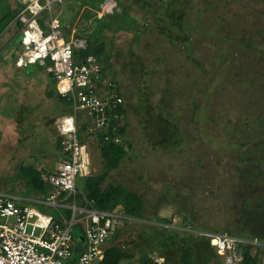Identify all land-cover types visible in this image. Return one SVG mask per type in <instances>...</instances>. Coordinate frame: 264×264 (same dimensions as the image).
<instances>
[{
    "label": "trees",
    "instance_id": "obj_1",
    "mask_svg": "<svg viewBox=\"0 0 264 264\" xmlns=\"http://www.w3.org/2000/svg\"><path fill=\"white\" fill-rule=\"evenodd\" d=\"M105 1L107 0H89L85 2L91 8V15L94 17L92 29L95 32L91 37L86 38L85 47L75 52V54L79 60L84 59L86 56L95 57L100 66L97 88L106 87V89L122 98L118 82H108V84H111L109 88L107 83H103V75L108 62L106 59L101 62L105 47L103 42L105 37L102 32L131 31L133 38L138 39L142 35L144 27L148 26V21L140 27L137 21L134 20L129 27L111 28L106 21L102 22L101 17H96V13L100 11L101 5ZM193 1L132 0L131 2L143 10V19L152 15V21L155 23L154 31L163 39V43L171 47L184 49L187 57L193 61V58H191L194 52L193 44L196 43L194 33L203 31L192 25L190 13L194 9ZM66 3L80 5L78 4L80 2L76 0H64L63 7ZM226 3L228 2H224L225 5ZM117 4L119 11H111L112 15H107V18H111L113 15L119 18L123 15L129 16L130 6H126L120 1ZM220 4L224 5L222 0H208L203 11L206 13L212 10L213 14L209 17L214 18V22L219 27L217 30L225 33L222 42L232 44L235 47L230 48V53L225 54L224 47L226 44H222L220 48L211 44L212 54H205V67L208 63V72L213 73L211 75L213 78H209L207 87L214 77H221L219 89L213 91L215 99L209 104V110L205 114V141L210 144L214 142L215 145H220V147L221 145L224 146L221 149L205 146V172L200 173L205 174V179L203 178L201 185L195 180V183L202 189L201 193L205 194V225L198 224L193 211L183 208V202L176 200L182 210H177V213L173 215L181 218L182 229L186 226L191 227L188 231L179 232L171 227L172 215L170 217L158 216L157 209L150 214L146 213L145 200L141 194L126 188L122 184H113L109 181L112 171L120 167L130 149V145L124 141L127 110L124 107L123 99L122 104L115 110V116L112 115L109 119V125L115 126V130L108 128L100 132L92 131L94 129L91 123L83 117L82 113H77L76 128L79 140L85 143L84 140L88 136H93L97 141V149L101 159V172L81 178L80 186H77L79 192L75 197L77 204L91 210L108 213H114L117 209L122 208L124 223H127L129 219L137 221H148L147 219H149L160 224V226H157L155 224L135 223L139 228L135 240L126 241L122 246L112 244L106 247L98 264H132L134 253L138 254L143 249L147 250L148 254L157 252L159 256L164 258V264H222L220 257L202 233L223 234L241 239L243 242L239 243L241 254L239 264H262L261 259L264 257V30H256L258 36L248 38L243 35H236L237 32L234 33L223 25L228 14L225 11L219 12L221 9L219 8ZM157 10H161L158 16H156ZM242 10H245V7H242ZM76 16L77 13H75L72 20ZM62 17L63 15H61L60 21L63 28ZM44 18H46V14L41 15V19ZM13 23L16 27V33L13 35H16L14 41L18 47L21 40L20 26L16 22ZM241 24L242 21H240ZM228 25L230 24L228 23ZM208 30V26H205V33ZM210 36L215 38V40L211 39L212 43L213 40L216 43L217 39H221L218 38L220 35L217 36V34L211 33ZM211 60H218L223 65L229 63L231 69L225 71H221L220 68L213 69ZM237 61H239L238 64ZM196 63L200 65L198 62ZM51 81L53 83L52 79ZM104 84H106L105 87H103ZM220 95L229 97L230 101L225 102V99H221L222 96ZM46 97L49 100L56 98L57 104L54 105L56 113H53L52 118L50 117L47 120L49 132L53 131L55 134V148L60 150V137L53 125L57 117L71 111V101L67 96L61 97L56 93L54 83L52 90L46 93ZM210 98H213L212 94ZM208 101L207 99L205 102L209 103ZM220 103H229V106L236 110L233 119L217 114L216 105L219 106ZM49 105L48 103L47 108L50 110ZM134 112L142 120L144 135L148 137L149 146L152 149L173 152L178 146L180 147L182 142L178 127L168 119V116L155 111L148 98L143 101L142 105L139 104ZM119 124L122 126L118 127ZM221 137H224V140H221ZM115 138L117 140H114ZM231 145L238 146V148L242 147L243 150L241 152L236 150L230 155L224 154L222 150ZM199 165L201 166L200 161ZM18 172L36 193L44 196L50 193L49 186L43 180V176L51 172L50 170L43 167L20 166ZM191 184L187 185L190 186ZM180 188L176 189L177 194H179ZM214 197L222 199L223 202H220L219 206L206 204L207 199ZM180 198H183V196L181 197L179 194L177 199ZM183 199L186 200V198ZM67 201H70V199ZM40 208L44 210L41 206ZM226 210L234 214L231 227L224 230L209 227L207 220L214 219ZM237 212L238 214H236ZM196 230L200 231L194 233ZM120 234L121 230L116 229L111 239L115 241ZM77 241L80 242L79 239ZM129 244L131 246L127 248ZM138 261L139 264H155L152 263L148 255L138 259Z\"/></svg>",
    "mask_w": 264,
    "mask_h": 264
},
{
    "label": "rangeland",
    "instance_id": "obj_2",
    "mask_svg": "<svg viewBox=\"0 0 264 264\" xmlns=\"http://www.w3.org/2000/svg\"><path fill=\"white\" fill-rule=\"evenodd\" d=\"M76 1H79L80 3L78 4L80 5L66 3L65 7H63V32L67 38H74L75 36V38L86 40L87 37H91L95 32L92 29L94 17L91 15V8L85 3L89 0ZM119 1L126 6H130L129 16L123 15L119 18L113 15L111 18H107V15H112L111 11H119L117 4ZM131 1H105L101 5L100 13H96V17H101L102 22L106 21L111 28L129 27L134 20L137 21L140 27L144 22L148 21V26L144 27L143 33L138 39L133 38L131 31L102 32L105 37L103 40L105 47L101 62L104 59L108 62L103 75V83L116 81L119 84L124 107L127 110L124 141L130 145L127 157L117 170L112 171L109 181L113 184H122L128 189L137 191L145 200L146 213L150 214L157 209L158 216L170 217L172 215L171 227L179 232H185L191 227L186 226L182 229L181 218L173 215L177 213V210H182L176 200L183 202V208L193 211L198 224L205 225V194L201 193L202 189L199 187L203 178L205 179V174H200L205 172V146H213L219 149L224 147L223 145L221 147L220 145H215L214 142L210 144L205 141V114L209 110V104L215 99L213 91L219 89L221 83V77L217 76L216 78L214 77L215 80L213 79L207 87V82L213 73L208 72V63L205 67V54H212L211 44L219 48L222 44H226L224 47L225 54L230 53V48L235 46L222 42L225 33L219 32L217 30L219 27L214 22V18L209 17L213 14L212 10L206 13L203 11L208 0H194V9L190 13L192 25L203 30L202 32L194 33L196 43L193 44L194 52L191 57L193 61L187 57L184 49L171 47L163 43V39L154 31L155 23L152 21V15L143 19V10L138 5L132 4ZM223 1L228 3L225 5ZM222 3L225 7L220 4L219 8L221 9L219 12L225 11L228 14L223 25L230 31L237 32L236 35H243L248 38L258 36L256 30H264V0H222ZM24 4L25 1L20 0H0L1 57L11 59L13 62H15L14 55L18 47L14 40L7 42L6 40L7 36L12 38L14 33H16L13 17L25 6ZM242 7H245V10H242ZM17 8L19 9L18 11ZM105 9L110 14H106ZM157 11L156 16L160 15L161 10ZM75 13H77V16L72 20ZM205 16L207 17L205 18ZM240 21H242L241 25ZM8 26L9 28H7ZM205 26H208L209 29L206 33ZM211 33L217 34V36L220 35L218 38L221 39H217L215 43V38L210 36ZM211 39H214L213 43ZM4 47L6 48L4 49ZM196 62L200 63V65ZM211 62L213 63V69L220 68L221 71L231 69L229 63L223 65L218 60H211ZM238 63L239 61H237ZM27 73L34 78L35 91L33 100L35 104L43 106V110L35 116L34 123L31 122L29 124L32 138L40 144L39 153L35 154L37 156L35 159L39 160L38 157H42L41 153L45 149L47 150L43 153L46 159L45 162L50 163L54 158L61 156L54 145L55 134L53 131L49 132L48 124L51 115L56 113L54 106L57 104L56 98L50 99L49 106L51 109L49 110L47 108L48 102L46 101L47 90H44H52L53 83L50 75L45 72L44 67L32 66L27 70ZM211 94L213 95L212 99L210 98ZM220 96H222L221 99H225V102L230 101L229 97ZM146 98L149 99L155 111L168 116V119L178 127L182 143L173 152L160 149L154 150L149 146L148 137H145L144 129L142 128V120L134 112V109L139 104L142 105ZM207 99L209 103L205 102ZM216 107L217 114L233 119L236 110L230 107L229 103H220ZM38 117L46 119L41 121ZM220 139L224 140V137ZM84 141L90 153V174H97L101 172V159L97 149V141L93 136H88ZM236 150L241 152L243 148L231 145L222 151H224V154L230 155ZM80 180L81 178L77 181L78 187L80 186ZM195 180L199 185L195 183ZM189 183L193 184L189 186L187 185ZM178 188H180V196H183L186 200L183 198L177 199L179 194H177L176 189ZM0 193H7L23 199L24 202L20 200L19 202L29 204L43 214L54 216L57 211L64 214L67 211L61 206L57 209L51 208L49 211L41 210L33 200L36 192L33 191L31 185L25 179L18 175V172H0ZM220 202H223V200L217 199V197L206 200V204L212 206H219ZM114 213L124 219L122 208L117 209ZM67 218L69 219L70 216ZM75 219L72 224V233L76 239L81 241L83 236L82 225L78 221V216ZM123 219L118 225V229L121 230L120 236L115 241L111 239L106 243L103 250L112 244L122 246L126 241L135 240V236L139 231V228L135 225L137 222L160 226L157 222L149 219H147L148 221L129 219L127 223H124ZM208 219L210 218L208 217ZM233 221L234 214L226 210L214 217V219L207 220V224L209 227L224 230L230 228ZM197 231L200 230H196L194 233H197ZM130 246L129 244L127 248ZM134 254L132 264H139L138 259L147 255L148 257L155 256L157 252L148 254V251L143 249L138 254ZM94 264H98V262L96 261Z\"/></svg>",
    "mask_w": 264,
    "mask_h": 264
},
{
    "label": "built area",
    "instance_id": "obj_3",
    "mask_svg": "<svg viewBox=\"0 0 264 264\" xmlns=\"http://www.w3.org/2000/svg\"><path fill=\"white\" fill-rule=\"evenodd\" d=\"M20 1H25V6L14 18L21 35L14 65L17 68L44 67L53 80L56 93L71 101V111L54 122L60 137L61 158L55 169L43 176L50 188L44 205L57 209L60 199L66 196L75 199L79 192L77 180L90 174V153L77 135V113L83 114L95 132L108 128L115 130V126L109 125V119L115 116L122 98L106 89V84L105 88H97L100 66L95 57L79 60L75 54L85 47V40L65 37L60 21L64 0ZM42 14H46L43 20ZM107 85L111 87L110 83ZM68 208L71 211L69 219L59 211L56 216L47 215L16 198L0 194V264L99 262L103 247L118 229L122 217L85 206L81 208L74 202ZM79 215L83 230L80 242L72 233V224ZM202 235L208 239L222 264H239L241 239L214 233ZM149 258L155 264L165 262L158 254ZM261 262L264 264V257Z\"/></svg>",
    "mask_w": 264,
    "mask_h": 264
},
{
    "label": "crops",
    "instance_id": "obj_4",
    "mask_svg": "<svg viewBox=\"0 0 264 264\" xmlns=\"http://www.w3.org/2000/svg\"><path fill=\"white\" fill-rule=\"evenodd\" d=\"M13 37L7 36L6 42L15 40ZM1 53L2 50L0 52V172H18L20 166L43 167L52 172L61 156L54 158L50 163H46L43 153L47 150L44 149L41 153L42 157H38L40 161L35 159L37 157L35 154L39 153L38 148L40 144L39 142H35L29 131V124L31 122L34 123L35 116L43 110V106L35 104L33 100L35 91L34 78L27 73V70L32 66L17 68L11 59L1 57ZM44 90H47V93L49 92V89ZM46 101L50 103L49 99ZM38 119L43 121L46 118L38 117ZM18 175L20 176L19 172ZM0 194L24 202L23 199L14 195L7 193ZM46 197L35 193L33 200L44 211H49L52 207L44 205L43 202ZM68 199L70 201H67ZM59 202L60 206L67 210L65 214L59 211L60 214L65 217H71V211L68 207L73 202L77 204V199L66 196L60 199ZM77 206L83 207L78 204ZM67 213L68 215H66ZM78 218H81V216L79 215Z\"/></svg>",
    "mask_w": 264,
    "mask_h": 264
},
{
    "label": "flooded vegetation",
    "instance_id": "obj_5",
    "mask_svg": "<svg viewBox=\"0 0 264 264\" xmlns=\"http://www.w3.org/2000/svg\"><path fill=\"white\" fill-rule=\"evenodd\" d=\"M13 38L15 39L16 38V35Z\"/></svg>",
    "mask_w": 264,
    "mask_h": 264
},
{
    "label": "water",
    "instance_id": "obj_6",
    "mask_svg": "<svg viewBox=\"0 0 264 264\" xmlns=\"http://www.w3.org/2000/svg\"><path fill=\"white\" fill-rule=\"evenodd\" d=\"M201 233V232H200Z\"/></svg>",
    "mask_w": 264,
    "mask_h": 264
}]
</instances>
